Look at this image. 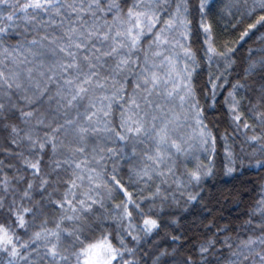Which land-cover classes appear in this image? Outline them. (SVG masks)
<instances>
[{"label": "snow or ice", "instance_id": "snow-or-ice-1", "mask_svg": "<svg viewBox=\"0 0 264 264\" xmlns=\"http://www.w3.org/2000/svg\"><path fill=\"white\" fill-rule=\"evenodd\" d=\"M0 264H264V0H0Z\"/></svg>", "mask_w": 264, "mask_h": 264}, {"label": "trees", "instance_id": "trees-1", "mask_svg": "<svg viewBox=\"0 0 264 264\" xmlns=\"http://www.w3.org/2000/svg\"><path fill=\"white\" fill-rule=\"evenodd\" d=\"M252 179H255V176L254 175L252 176Z\"/></svg>", "mask_w": 264, "mask_h": 264}]
</instances>
